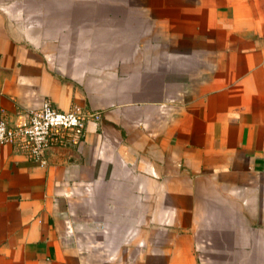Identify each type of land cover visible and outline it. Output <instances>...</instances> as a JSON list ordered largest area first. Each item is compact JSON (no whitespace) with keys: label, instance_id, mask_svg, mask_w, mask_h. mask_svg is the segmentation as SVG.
Instances as JSON below:
<instances>
[{"label":"crops","instance_id":"crops-1","mask_svg":"<svg viewBox=\"0 0 264 264\" xmlns=\"http://www.w3.org/2000/svg\"><path fill=\"white\" fill-rule=\"evenodd\" d=\"M45 99L100 120L0 146V264H264V0H0V112Z\"/></svg>","mask_w":264,"mask_h":264},{"label":"built area","instance_id":"built-area-1","mask_svg":"<svg viewBox=\"0 0 264 264\" xmlns=\"http://www.w3.org/2000/svg\"><path fill=\"white\" fill-rule=\"evenodd\" d=\"M91 120L99 121L100 114L79 105L60 110L49 99L18 113L16 120L1 111L0 146L9 145L29 160L46 165V152L80 140Z\"/></svg>","mask_w":264,"mask_h":264}]
</instances>
